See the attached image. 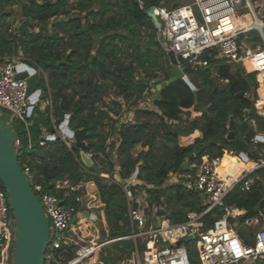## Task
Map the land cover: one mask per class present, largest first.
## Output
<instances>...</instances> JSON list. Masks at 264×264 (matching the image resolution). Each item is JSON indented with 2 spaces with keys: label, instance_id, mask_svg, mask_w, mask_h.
<instances>
[{
  "label": "trees",
  "instance_id": "obj_1",
  "mask_svg": "<svg viewBox=\"0 0 264 264\" xmlns=\"http://www.w3.org/2000/svg\"><path fill=\"white\" fill-rule=\"evenodd\" d=\"M143 1L147 7L161 2L171 7V0ZM25 2L30 15L28 18L20 16L22 23L17 26L13 24V6L19 0H0V59L17 58L36 69L43 92L40 102L49 100V105L35 106L27 117L28 127L20 123L14 130L19 141L16 154L20 168L28 166L34 183L47 192L53 191V184L58 180L93 182L104 204L108 240L130 234L122 183L136 169L137 181L144 185L130 187V190L133 193L145 190L153 203L167 211L172 222H183L189 211L202 212L205 207L201 194L188 190L183 184L163 185L176 174L189 172L188 164L195 159V147L201 149L202 156L211 158H220L223 150L238 155L250 149L249 142L244 140L249 127L243 118L257 99L255 74L247 75L241 67L222 64L215 67V76L209 69L196 68L188 79L196 90V100L189 84L179 80L155 92L159 96L155 109H139L138 103L147 100L142 82L149 83L160 74L168 80L172 72L168 66L171 56L155 42L156 30L137 0ZM152 47L158 51L153 52ZM125 58L130 61L126 62ZM245 93L253 94L245 97ZM122 101L129 110L130 107L135 109L132 121L117 124L115 118L123 111ZM67 115L69 129L86 130V152L93 154L98 173L83 169L79 150L73 144L68 148L59 138L52 141L43 138L44 131L53 134V124L60 125ZM230 119L234 132L229 141ZM253 119L258 131L264 132V119L258 116ZM196 130L201 133L200 138L185 147L178 144L179 137ZM110 136L112 140L108 142ZM257 145L264 149L263 143ZM137 146L143 150L134 155ZM113 150L115 162L110 157ZM232 158L229 153L223 155L222 174L224 170L226 174L236 170L234 165L225 167L226 160ZM240 164L247 169V162L240 161ZM115 168L122 183L115 179ZM257 175L264 177V167ZM263 196L264 190L256 184L249 192L233 190L224 201L242 212H249L258 206ZM69 204L79 206L72 200ZM222 214L219 208L206 214L205 227ZM84 224L80 220L78 228L84 229ZM102 249L99 261L103 264L123 262L134 251L131 241L114 242L110 250ZM74 251L73 247L69 249L65 261L73 257Z\"/></svg>",
  "mask_w": 264,
  "mask_h": 264
},
{
  "label": "built area",
  "instance_id": "obj_2",
  "mask_svg": "<svg viewBox=\"0 0 264 264\" xmlns=\"http://www.w3.org/2000/svg\"><path fill=\"white\" fill-rule=\"evenodd\" d=\"M137 1L141 10L148 8L143 0ZM156 8L161 22L160 37L167 43L165 52L171 56L169 66L172 69L189 66L192 70L213 71L220 64L245 68L248 61L255 69L258 84L264 86V0H188L170 8L161 2ZM239 12L250 13L249 25L239 23L236 18ZM253 34L259 38V42L254 40ZM18 63L17 58L0 59V109L10 113V120L15 119L27 128L31 104L26 96L25 80L15 78ZM212 74L216 75L214 72ZM244 96L249 97V94L245 93ZM37 105L43 108L40 100L34 107ZM243 122L251 126L256 132L255 136H264V132L258 131L255 121L249 122V117H244ZM60 125L53 124V134L45 136H55L70 148L72 140ZM250 143L257 145L261 142L254 137ZM18 146L16 138L15 150ZM87 155L93 157L92 153ZM194 158L188 164L187 174H176L163 186H170L171 182L174 184L181 178L187 179L184 186L188 190L199 191L209 202L202 212L189 211L183 222H172L165 209L153 203L145 190L134 193L130 190V187L140 186L136 171L124 183L128 190L123 187L127 197L130 234L82 247H76L74 242L77 237L71 232L79 217V208L69 204V201L82 205L87 182L58 180L53 184L52 192L43 191L40 184L34 183L30 168L24 165L21 170L41 204L48 226L45 264H87L103 247L118 241L132 242V253L142 255L138 264H191L186 244L192 241L195 242L201 264L264 263V213L243 220L246 227L258 226L251 234V245L234 235L229 223L230 219L242 215V211L224 201L235 189L249 192L256 179L242 173L228 185L216 172L219 158L206 155ZM263 166L264 157L259 160V167ZM218 208L222 210V216L205 227L203 217ZM13 220L7 194L0 182V264L13 262ZM188 237L192 239L185 242ZM72 246L75 247L74 255L65 261Z\"/></svg>",
  "mask_w": 264,
  "mask_h": 264
},
{
  "label": "water",
  "instance_id": "obj_3",
  "mask_svg": "<svg viewBox=\"0 0 264 264\" xmlns=\"http://www.w3.org/2000/svg\"><path fill=\"white\" fill-rule=\"evenodd\" d=\"M20 14L23 18H28L30 15L29 5L25 0H19ZM144 15L151 21L153 27L156 30L155 42H160L162 47L167 48V43L160 37L161 22L158 16L156 6L148 7L143 11ZM192 69L187 66L183 69L174 68L172 77L168 80L161 81L156 84L157 91L166 88L170 84L183 80L191 87L195 100L196 90L189 82L187 76L191 73ZM16 79H23L26 82V96L29 97L31 107L28 110V116L32 113L34 105L40 100L43 95L40 89V73L22 62H19L16 68ZM158 82V79L155 80ZM143 90L145 84H141ZM153 85H151L152 87ZM159 96H156L153 103H157ZM259 117L255 106L248 111L244 112V117ZM60 127L65 131L66 135L72 140V144L79 150L80 161L86 169H93L98 173L99 168L94 164L91 157L86 152V130L80 129L73 131L68 127V115L61 123ZM234 125L232 119L229 122V133L227 138L229 141L233 138ZM43 138L46 141L55 140V136H45ZM259 142L264 143V136H255L254 131L250 128L244 134V140L250 142L253 138ZM16 136L12 128L10 117L7 113H3L0 116V182L7 194L8 203L12 209L14 220L12 225L15 226V238H14V252L12 264H45V256L47 251L48 241V226L43 213L41 204L33 192L28 180L23 174L14 148V142ZM201 149L195 147L193 154L195 156L200 155ZM239 156L242 159H246V156L241 153ZM196 193L200 194L199 191ZM61 204V203H59ZM264 207V198L255 208L246 213L242 220L251 218L255 211ZM83 216H89L87 212L83 213ZM91 219H95V216H91ZM75 220V218H74ZM192 238L188 237L185 242L190 241Z\"/></svg>",
  "mask_w": 264,
  "mask_h": 264
},
{
  "label": "rangeland",
  "instance_id": "obj_4",
  "mask_svg": "<svg viewBox=\"0 0 264 264\" xmlns=\"http://www.w3.org/2000/svg\"><path fill=\"white\" fill-rule=\"evenodd\" d=\"M184 2H188V0H171V3L170 5L172 7H175L176 5H180ZM9 7L6 8V12L9 11ZM13 9H14V15H13V24L17 25V26H20L21 23H22V20H21V14H20V3L16 4L13 6ZM236 18L237 20H239V23L240 24H243V25H249L251 23V15L250 13H243V12H239L237 13L236 15ZM65 20H67V18H64ZM254 35V40L259 42V38L256 37L255 34ZM146 38V36L144 37ZM147 39V38H146ZM145 39V40H146ZM160 43V42H159ZM161 45V43H160ZM162 46V45H161ZM163 48V47H162ZM151 50L153 52H156L158 51V49L156 47H152ZM164 52H165V49L163 48ZM166 53V52H165ZM167 54V53H166ZM126 59V62H129L130 61V58H125ZM165 66V64H164ZM169 66V64H168ZM170 67V66H169ZM242 68V67H241ZM171 69V67H170ZM244 70V72L247 74V75H252L254 74V70H250L249 68L245 67V68H242ZM168 70V69H167ZM247 70H250L252 71L251 73ZM211 71V70H210ZM193 70L191 73H189V75H193ZM211 72H214L215 73V68H213V71ZM141 72H139L140 74ZM138 74V72H137ZM192 77V76H191ZM159 78V77H158ZM139 80L142 81L140 79V76H139ZM255 81H256V77H255ZM152 82H142L143 84H145V89H144V92L146 94L145 97H147V100L146 102H140L138 103V108L139 109H144V108H149L151 109L152 108V104H153V99H154V89L151 88V85H152ZM147 88H148V92H147ZM112 95V94H111ZM149 95V96H147ZM134 99H132L131 101H133ZM46 104V106H48V100H46L43 105ZM122 109L123 111L120 112V115L119 117H117V124L121 121H124V122H128V121H131L132 118H133V111L135 109V107H130L131 109L129 110L127 104H125L124 101H122ZM258 105H259V102H258ZM137 107V106H136ZM128 110V111H127ZM264 111V110H263ZM261 111V112H263ZM4 113V110L0 109V116ZM6 113L10 116V113H8L6 111ZM11 117V116H10ZM11 123H12V128L13 130H17V127H18V121H16L15 119L12 120L11 119ZM258 126V125H257ZM112 135V134H111ZM114 135V134H113ZM112 135V136H113ZM112 136L109 137V140L108 142H111L112 140ZM250 144V147H252L253 145L251 143ZM141 150H143V148L137 146L134 150V155L139 153ZM115 151L113 150L112 154H111V160L112 162H115L116 160V155H115ZM235 166V165H234ZM235 168H237V166H235ZM241 168V167H240ZM101 177L103 178H108V175L106 174H101L100 175ZM182 179V178H181ZM179 179V181L177 180V182H174V184H181L183 183L184 180H181ZM171 186V185H170ZM164 187V186H163ZM203 202H204V207H207L209 205V202L207 200H205V198H203ZM92 205V204H91ZM205 209V208H204ZM248 213V212H247ZM263 213H264V209H263ZM97 214V216L99 215L98 213H95ZM246 213H244L245 215ZM222 216V215H221ZM80 217V216H79ZM84 222L87 224H84V229H79L78 228V231H76V235H77V241H76V247L80 246H87L89 244H92V243H97L99 241H102L104 238H103V232L104 230L101 229V227L103 226L102 222L98 220H94V222H90V221H87V220H84ZM92 223V224H91ZM229 223H230V226H231V229H232V232L234 235L238 236L239 238L243 239L246 243H249L252 245V237H251V234L253 231H255L257 228H249V227H246L243 225V220H242V215H239V216H236L232 219L229 220ZM89 225V226H88ZM79 226V222L77 224V227ZM108 229V228H107ZM95 230V231H94ZM103 232V233H102ZM104 235H108V233H105ZM107 239V238H106ZM110 245H107L105 246L104 248H108L110 250ZM73 247V246H72ZM186 248H187V251H188V254H189V258H190V263L191 264H201L200 261L198 260V252L196 251V247H195V242H188L186 244ZM103 249H101L95 256L94 258V261L98 262L99 261V253L102 251ZM111 252H113V250H111ZM141 257L142 255L139 254V255H135L133 253V255L130 256V260H133L134 264H138L140 261H141ZM95 262V263H96ZM100 262V261H99ZM86 264V263H85ZM87 264H90V262H87ZM94 264V263H93ZM117 264H122V262H118ZM258 264H264V263H258Z\"/></svg>",
  "mask_w": 264,
  "mask_h": 264
},
{
  "label": "crops",
  "instance_id": "obj_5",
  "mask_svg": "<svg viewBox=\"0 0 264 264\" xmlns=\"http://www.w3.org/2000/svg\"><path fill=\"white\" fill-rule=\"evenodd\" d=\"M172 70L173 69L171 68V71ZM212 76H215V75L212 74ZM255 77H256V75H255ZM187 78L189 79V75L187 76ZM157 79H158V82H155L156 79L153 80V82H152V85L153 86L151 87V88L154 89V93H153L154 94V99L157 96V95H155V92L157 91L156 88H155L156 84H159L161 81H165V79L162 76V74H160L159 75V78H157ZM256 83H257V89H256L257 99H256L255 103L253 104V106H255V109H256L257 113L259 114V117H262L264 119V111H263L264 110V103L262 101H260V95H259L260 87L262 85H259L258 84L257 78H256ZM248 94H249V97H250L251 94H253V93H248ZM154 99H153V101H154ZM258 102H259V105H258ZM45 106H46V104L43 105V107H45ZM151 109H155L154 103L152 104V108ZM261 111H263V112H261ZM192 115L193 116H196L197 114L192 113ZM115 119L117 120V117ZM250 121H255V120L253 119V117H249V122ZM128 122H130V121H128ZM246 125L249 127V129L251 128V126L248 125V123ZM44 133H46V135H48V133L46 131H44ZM254 133H256V132H254ZM200 137H201V133L198 130H196V131H194L192 134H190L188 136L179 137L178 144L180 146H182V147H185V146L191 145L196 138H200ZM226 153H229L230 155H233V158L230 159V160H228V159L226 160L225 167L230 166V165L237 166L236 170H242L241 174L242 173H247L248 175L254 177L256 179L255 185L256 184H259L262 187V189L264 190V177L257 175V172L259 171V169H261V168L264 167V166L263 167H259V160L262 157H264V149L263 148L259 147L258 145H253L252 147H250V149L246 153H243L246 156V159L245 160L242 159V158L241 159L239 158V154H241V153H239L238 155H236V154H233L232 152H228L227 150H223L222 156L219 158V162H218V164L216 166V170H217L218 165L221 162V159H222L223 155L226 154ZM199 156H202L201 155V151H200V155ZM250 157H253V158L256 157L257 159L254 161L253 159H250ZM240 161L247 162L246 166H247V169L249 168V170H245L244 168H242V165L240 164ZM252 165H253V167H251ZM236 170H234V171H236ZM136 171L138 172V169H136L135 172ZM219 172H220V174H222L223 171H221V168H220V171ZM225 172H226V170H224V173L223 174H226ZM117 173H118V168H115V179L119 183H122V181L119 179ZM171 178H169L167 181H165V183H167L168 181L170 182ZM181 180H184L183 183H181L183 185H184V182L187 181L184 178H182ZM125 182H126V180L122 184H123V187L124 186L126 187V191H127L128 190V187L126 186V184L124 185ZM142 185H144V183L140 182V186H142ZM170 185H175V184H173L171 182ZM84 193H85V196L83 198V203H82V205L78 206V208H79V212H78L79 215L78 216H80V217H78V219L76 220V225L71 230L72 235L74 237H77V235H76L77 234L76 231H78L77 224H78V222L80 220H83V221L84 220H87V221H90V222H94V220H98L99 219V221L102 222V224H103V226L101 227V229L104 230L103 232L108 233L107 224H106V220H105V216H104V204H102L101 201H100L99 193H98V190H97L95 184L93 182H91V181L90 182H87L86 183V190H85ZM263 198H264V196H263ZM263 209H264V207L260 208L258 211H255V213H254L253 216L254 217H257L258 214L263 213ZM84 212H87L89 216H87V217L83 216V213ZM95 213H98L99 215L97 216V214H95ZM166 213H167V211H166ZM244 213H247V212H242V217L244 216ZM91 216H95V219H91ZM253 228H255V227H253ZM256 228H258V226H256ZM105 233H103V238H104L103 240H105L108 237V235H104ZM74 243L76 245V242H74ZM73 248H75V247H73ZM131 255H133V253ZM94 258H95V256H93L89 260L90 264H93V263L94 264H103V263H101L99 261L98 262L94 261ZM133 262L134 261L133 260H130V258H129V259L123 261L122 264H134Z\"/></svg>",
  "mask_w": 264,
  "mask_h": 264
},
{
  "label": "bare ground",
  "instance_id": "obj_6",
  "mask_svg": "<svg viewBox=\"0 0 264 264\" xmlns=\"http://www.w3.org/2000/svg\"><path fill=\"white\" fill-rule=\"evenodd\" d=\"M245 67H247V68H249L250 70H254L255 71V69L253 68V66L250 64V62H245ZM259 95H260V101H262L263 103H264V86H261L260 87V91H259ZM253 164V163H252ZM220 165V164H219ZM218 165V167H217V170H216V172L220 175V177L222 178V179H224L225 181H226V183L228 184V185H231L235 180H237L238 179V177L240 176V174H241V172H242V170H236V171H234V172H231V173H227V174H220V166ZM254 165V164H253ZM253 165L251 166V167H253ZM246 170H249V168L248 169H246Z\"/></svg>",
  "mask_w": 264,
  "mask_h": 264
}]
</instances>
